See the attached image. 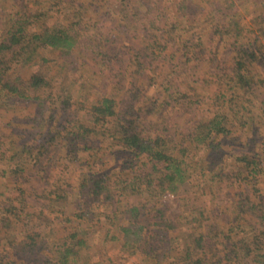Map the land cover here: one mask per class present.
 Instances as JSON below:
<instances>
[{
    "label": "rangeland",
    "instance_id": "374dc122",
    "mask_svg": "<svg viewBox=\"0 0 264 264\" xmlns=\"http://www.w3.org/2000/svg\"><path fill=\"white\" fill-rule=\"evenodd\" d=\"M107 1L0 0V36L5 14L24 22L16 56L0 53V65L5 75H20L30 96L0 94V264H48L72 232L85 243L74 247L70 264H176L173 251L187 232L214 228L228 264H245L227 247L232 239L252 246L251 229L264 228L263 178H247L238 166L245 161L235 159L246 149L238 142L247 125L263 138L264 0H183L187 12L178 9L181 0H140L132 21H120ZM51 24L69 28L72 49L37 45L22 63L17 51L29 47L30 33ZM30 72L65 97L57 115L42 100L46 93L41 99L25 87ZM105 95L128 100L185 161L173 186L160 189L153 161L120 144L108 118L90 116V103ZM215 112L223 130L203 136ZM250 148L263 162L264 145ZM94 179L107 197L90 193ZM240 199L246 204L239 207ZM132 205L139 218L156 222L139 242L123 245L120 225ZM257 238L264 244V235ZM211 250L204 248L208 259L217 254Z\"/></svg>",
    "mask_w": 264,
    "mask_h": 264
},
{
    "label": "trees",
    "instance_id": "16d2710c",
    "mask_svg": "<svg viewBox=\"0 0 264 264\" xmlns=\"http://www.w3.org/2000/svg\"><path fill=\"white\" fill-rule=\"evenodd\" d=\"M143 4V1L140 0H108V5L113 6V12H115L118 16V19L121 21L122 19H127L132 21V18L135 17L138 13L135 7L136 3ZM178 9H181L185 12L188 11L187 5L185 1L181 0L177 3ZM6 18L4 20V25L2 27V35L0 36V53L4 54V51H12V54L16 56V53L12 48L16 46V44H20V40L23 39L24 34V26L22 22L21 16H13L10 13L5 14ZM69 28L65 26L58 25H48L39 29L38 31H33L29 35L30 45L29 47H23L22 53L19 52V56L23 57L22 63L26 62V60L32 57L35 48L37 45L49 46L52 48L63 49L66 52L72 49V45L74 42L73 35L69 32ZM21 46V44L19 45ZM1 62V59H0ZM237 71L235 72L236 78L238 81H244V77L241 73H237L240 62H236ZM4 66L0 65V94L5 96H19L23 98H29L30 96L26 94L25 90L22 89V85L20 84L22 79L19 74L5 75ZM5 75V76H4ZM24 85L26 88L31 90H37L42 95L46 93L42 100H50L48 104V108H51V112L53 115L58 114V109L61 106H65V97L62 96L61 93H57L54 83L52 84L51 80L43 77L42 74L36 72H30L26 79L24 80ZM54 91V94H53ZM37 97H39L37 95ZM36 98V96L34 97ZM53 107V108H52ZM88 112L90 116L94 117L95 121L98 120H108L112 121L113 129H115L116 140L120 142V144L125 147H129L135 153L144 152V154L152 160V168L156 169L160 172L158 177L160 189L161 183L166 182V186H169L176 180H180L183 177L185 172V161L171 155L167 147L165 145V138L161 135V132H155L151 125L146 123L143 124L138 113L135 111L133 106L130 104L128 100L118 101L113 98L111 95L101 96L94 101H92L89 105ZM51 116V114L49 115ZM208 128L203 136H206L209 131H222L223 126L220 124V115L216 112L212 114L207 119ZM149 133L146 131V128ZM203 138V137H202ZM154 162H161V167L155 166ZM243 165V163H241ZM92 188L89 190L90 193L94 195H99L103 192L104 197L108 196L107 190L105 189L106 185L100 180L94 179ZM104 188V191L102 190ZM239 207L242 203H245L244 200H234ZM246 204V203H245ZM248 207L252 208V205ZM126 212L129 215L126 217V223L120 225L121 232V240L123 245H130L132 243H137L141 239H143V228L149 223H155L156 221H145L147 218H139L138 207L136 205H132L130 207L125 208ZM264 213V212H263ZM198 214H201L199 211ZM261 220H264V216H261ZM195 220V218H194ZM197 223H200V219H196ZM164 225H170V223H164ZM171 226V225H170ZM196 228V227H194ZM212 230V232H208ZM207 232L202 229L196 231V233L190 232L186 233V238L181 239V243L178 244V247L173 251L174 258H176V264H228L230 263L229 254L226 251L225 242L219 240L218 236L220 233L216 228L209 229ZM75 234V235H74ZM77 233L72 232L69 234L70 239H62L58 246L55 255L48 264H70L72 259L75 257L77 250H74V247H80V245L84 244L85 241L81 237H75ZM185 235V233H183ZM260 235H264V228H260L255 234V230L251 229L250 233V243L252 242V246L249 244L245 246L241 243L238 244L236 240L232 239L231 244L233 248L227 247L228 249H232L231 251L233 256L236 255L237 258H242L243 263L245 264H264V244L259 243V239L257 238ZM224 239L230 238V235L223 234ZM72 237V238H71ZM221 237V236H220ZM211 240V242H210ZM148 241H146L147 243ZM145 243V244H146ZM239 246L237 249H234V246ZM254 245V246H253ZM205 250H213L217 251V254L214 258L208 259L204 254ZM254 248V253L250 257L251 262L247 263L249 258V251ZM153 249V247L151 248ZM211 250V251H212ZM22 253L25 251L33 252L30 248L23 249L21 247L20 250ZM155 256L157 258L158 253L155 251ZM207 260H209L207 262ZM9 264H16L14 260L7 261ZM81 263H86V261H82ZM20 264V262L18 263ZM35 264V263H33Z\"/></svg>",
    "mask_w": 264,
    "mask_h": 264
},
{
    "label": "crops",
    "instance_id": "0c3cea01",
    "mask_svg": "<svg viewBox=\"0 0 264 264\" xmlns=\"http://www.w3.org/2000/svg\"><path fill=\"white\" fill-rule=\"evenodd\" d=\"M249 128H250L249 125H247L246 135H248V137L246 136L244 138V141L238 142V143L243 144L242 146H245L246 149L245 150L241 149L238 157H236L235 159H241L240 161H245L244 165L239 164L238 166L240 167V169L243 168V170H245V176L247 178L257 180L256 179L257 177H259V178L262 177L263 181H264V161L262 162V160L260 159V155H258V153L256 151L250 150L251 146L255 147L258 145H264V123H262L260 125V128H262V131H263V135H262L263 138H260L259 135L256 136L255 133L252 134V132L254 131V129L252 127H251V133H249ZM254 141H255V143H254ZM253 143H254V145H253ZM249 185L252 186L250 183H249ZM262 194L264 195V192H262ZM251 204L252 203H250L249 205H251Z\"/></svg>",
    "mask_w": 264,
    "mask_h": 264
}]
</instances>
